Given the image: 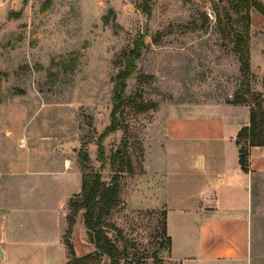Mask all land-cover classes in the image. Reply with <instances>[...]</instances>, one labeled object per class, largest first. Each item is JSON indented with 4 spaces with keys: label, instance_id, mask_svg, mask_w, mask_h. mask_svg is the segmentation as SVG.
<instances>
[{
    "label": "rangeland",
    "instance_id": "374dc122",
    "mask_svg": "<svg viewBox=\"0 0 264 264\" xmlns=\"http://www.w3.org/2000/svg\"><path fill=\"white\" fill-rule=\"evenodd\" d=\"M142 3L0 0V223L7 211L14 214L11 219L23 215L36 222L67 216L64 239L73 211L70 201L81 193L83 177L100 173L111 181L115 175L109 164L101 168L100 148L103 158H110L125 141L129 163L119 176L120 200L105 218L113 226L108 234L128 253L122 264H172L165 217L179 209L178 199L186 200L189 216L196 215L201 179L193 158L204 153V143L166 144L157 129L158 111L169 102L233 100L243 80L231 43L238 27L218 25L216 0H152L150 16L143 13ZM260 18L252 20L250 85L262 95L264 109ZM139 34L147 48L128 80L124 113L117 115L121 128L104 136L111 124L114 79ZM138 92L148 107L145 112L127 103ZM147 158L167 160L165 207L141 204L155 200L152 187L143 188V182L151 186L153 181ZM83 213L74 224V229L82 224L86 241L78 244L79 253L93 249ZM185 227L182 218L177 220L173 234ZM71 240L74 244V234ZM251 264H264V176L254 185Z\"/></svg>",
    "mask_w": 264,
    "mask_h": 264
},
{
    "label": "crops",
    "instance_id": "0c3cea01",
    "mask_svg": "<svg viewBox=\"0 0 264 264\" xmlns=\"http://www.w3.org/2000/svg\"><path fill=\"white\" fill-rule=\"evenodd\" d=\"M261 16L253 14L252 20L259 21ZM158 113L160 128L157 129L164 133L166 144L204 143V153H197L193 158L194 169L201 179L196 215H188L191 210L183 206L185 199L175 201L179 209L167 212V234L171 239L169 261L172 264H251L254 185L258 176H264V147L250 149V172H244L239 164L237 136L250 125V107L229 102L183 101L163 104ZM165 121L167 126L163 124ZM166 144L163 145L166 147ZM147 159L153 181L151 186L148 180L143 182V188L152 187L155 200H144L141 204L156 203L165 207L170 177L164 169L167 160ZM159 195L164 198L160 203ZM5 213L0 223L3 254V257L0 254V264L68 263L63 242L67 216L36 222L25 220L23 215L11 219L14 214ZM172 215H175V224ZM181 218L186 227L178 228L173 234L172 226ZM82 231L79 223L73 233L78 257L94 251L92 245L93 249L78 252V244L86 242Z\"/></svg>",
    "mask_w": 264,
    "mask_h": 264
},
{
    "label": "trees",
    "instance_id": "16d2710c",
    "mask_svg": "<svg viewBox=\"0 0 264 264\" xmlns=\"http://www.w3.org/2000/svg\"><path fill=\"white\" fill-rule=\"evenodd\" d=\"M50 1V0H49ZM188 3L189 0H182ZM216 12L218 25L222 29H231L236 25L238 30L231 36L233 52L240 65L242 83L236 92L233 100L229 103L234 105H245L250 107V125L244 127L237 136L239 146V164L246 173L250 172L249 157L252 147H264V109L263 97L260 93L254 92L250 85L251 71V52L250 37L252 30V12H257L264 16V2L260 0H216ZM152 0H143L141 5L143 13L150 16L152 14ZM232 13L235 17L232 16ZM147 48L144 35H138L134 40V48L123 56L125 67L114 79V99L111 124L106 128L104 136L118 131L121 126L118 125L117 115L122 116L125 105L124 94L128 85V80L136 73V62L142 56ZM127 103L137 112H145L148 107L143 102L140 92L129 96ZM125 127V126H124ZM122 129H126L122 128ZM126 131V130H125ZM104 138V137H103ZM122 149L113 154L110 158H103L104 149L99 151V161L101 168L106 169L108 164L115 175L111 181H104L100 173L84 176L82 179L81 193L76 199L70 201L73 209L68 216V231L64 237V244L68 250L67 264H93L99 258L105 257L108 264H122L127 258L128 253L122 250L110 236L111 226L105 218L110 214L120 198L119 176L124 173V166L129 163L125 158L127 144L122 143ZM88 158H86L87 160ZM83 213V224L88 231L89 242L94 246V251L88 255L78 257L76 255L71 236L74 232L75 219L79 211ZM163 233L167 236L171 247V239L167 234V214Z\"/></svg>",
    "mask_w": 264,
    "mask_h": 264
},
{
    "label": "water",
    "instance_id": "95a60500",
    "mask_svg": "<svg viewBox=\"0 0 264 264\" xmlns=\"http://www.w3.org/2000/svg\"><path fill=\"white\" fill-rule=\"evenodd\" d=\"M0 254H1V256L3 257V254H2V251L0 250Z\"/></svg>",
    "mask_w": 264,
    "mask_h": 264
}]
</instances>
